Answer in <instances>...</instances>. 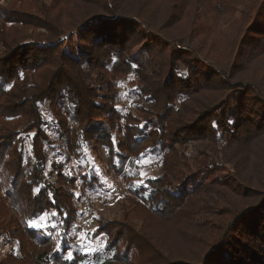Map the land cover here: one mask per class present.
<instances>
[{"label":"trees","instance_id":"1","mask_svg":"<svg viewBox=\"0 0 264 264\" xmlns=\"http://www.w3.org/2000/svg\"><path fill=\"white\" fill-rule=\"evenodd\" d=\"M171 27L182 31L170 36ZM27 28L44 31L28 33ZM211 32L216 50L213 73L202 74L190 63L193 58L184 62L186 76L174 71L170 61L167 76L171 73L165 79L158 75L150 79L142 71L160 67L164 61L162 51L154 47L161 39L174 41L177 52L184 53L199 47L194 39L204 43ZM74 35L81 43L76 50L79 59L67 50ZM192 51L208 59L201 48ZM91 69L107 78L100 82L106 93L96 92L94 88L101 87L85 82V71ZM116 72L134 73L149 81L145 86L137 84L141 92L129 90L138 97L133 106L141 104L145 109L139 106V115L123 117V125L119 123L122 116L114 110L111 82L117 78ZM10 81L18 82L11 86ZM59 85L68 89L66 100H61L62 110L72 113L66 119L69 115L74 122L80 118L91 121L99 116L110 122L115 139L96 125L85 133L117 159L119 163L112 165L115 171L122 172L120 166L128 162V152L132 158L148 155L157 159L161 173L143 177L134 187L138 191L135 204L146 213L143 223L152 221L162 230L170 229L187 254L202 264H264V0H2L0 151L14 141L12 136L20 125L17 116L24 115L32 126L48 116V109L38 107L37 102L43 104L38 91L50 90L51 95L59 92ZM34 89L36 93L30 96L14 92ZM182 95V103L175 108L171 101ZM150 109H161L163 114L146 117ZM56 127H62L63 133L70 131L64 121L56 122ZM188 142L205 149L195 156L198 161L194 153L184 150ZM40 152L36 151V159ZM214 153L220 154L218 159H213ZM194 162L198 163L195 168ZM225 165L231 176L218 174ZM251 169L256 178L246 175ZM34 170L24 183L28 187L36 177L38 169ZM14 180L0 171V264H23L20 257L25 256L20 241L10 235L16 222L12 214L17 210L10 193ZM224 189L228 190L225 194ZM41 195V199L30 197L35 209L31 206L25 219L22 216L31 236L36 229L28 222L52 207L48 197L64 209L71 206V201L69 205L65 201L71 195L60 193L55 186L50 185ZM201 200L206 204H196ZM112 224L102 226L109 246L115 249L111 258H117L120 242L113 239L122 234L125 243L141 248L145 264H179L182 255L168 259L156 246L160 242L149 243L141 228ZM156 252L161 254L157 258ZM42 253L47 257V250ZM53 260L62 264L56 254ZM181 262L194 264L190 259Z\"/></svg>","mask_w":264,"mask_h":264},{"label":"rangeland","instance_id":"2","mask_svg":"<svg viewBox=\"0 0 264 264\" xmlns=\"http://www.w3.org/2000/svg\"><path fill=\"white\" fill-rule=\"evenodd\" d=\"M169 29L173 31L170 33V36L174 34L178 35L182 31V29L177 27H171ZM43 31L44 29L42 28L35 31L27 28L28 33H42ZM247 35H249L248 31ZM213 37L214 33L211 32L208 33V36L206 35L204 43L200 44L195 39L192 41L199 45V47L195 45L196 48H201L202 52H206L207 60L197 56L192 51L193 49L195 50L194 46H192L193 48L183 50L185 51L184 53H178V45L174 41L161 39L160 45H154V47L155 50L159 48L162 51L161 54L165 58L164 61L160 67L154 66L151 69L145 68L142 71L148 72L151 77L150 79H153L154 75H158L157 77L160 79H165L171 73L170 70L167 76L169 68L167 61H170L171 66H174V71L180 70L186 76L188 72L186 71L187 67L184 62L187 59L199 57V60L196 61L191 59L190 63L192 61L195 64L192 65L202 74L207 75L213 73L214 66L212 63L216 56V50L212 42ZM72 40L71 48L67 50L72 52V56L79 59V53L76 50H78L81 43L76 40L75 35ZM140 51L144 53L142 55H146L143 50ZM238 61L240 62L239 59ZM52 69L53 67L50 70L51 72ZM85 74H88L85 82L90 87H101L94 88L96 92H107L105 86L100 85L101 80H106L107 78L96 75L93 69L85 71ZM115 75H117V78L111 82V86L115 90V100L113 99V102L115 101L114 110L119 114V117L122 116L119 123L123 125L125 122L122 120L123 117L139 115L136 110L141 105L133 106L134 103L138 102V97L129 93V90H134L136 93L141 92L137 84L139 83L145 86V83L149 81H143L134 73L121 74L116 72ZM156 76L155 79H157ZM27 80L30 81V78L27 77ZM16 82L18 81H10V85L13 86ZM160 82L162 83V81ZM58 89V93L51 95L49 94L50 90L46 91L43 89L42 92L38 91L37 97L40 98L39 101L43 102V104L37 102L38 107L44 106L45 109H48L46 111L48 116L41 117L40 123H34L33 126L24 115L17 116L16 119L21 126L18 125V127L16 126L17 128L15 127L16 132L12 136V138L15 137L14 141L10 148L0 151V171H6L9 178H15L14 189L10 193L12 195L13 205L17 209L14 210L16 215L14 213L12 214L16 222L12 226V232H9L11 233V237H14L13 239L16 241L19 240L21 243L26 256L22 253V257H20L22 259L21 262L23 264H55L56 262L53 260V256L56 254L58 261L62 264H100L101 260L105 259L107 261L109 260V264H145L140 252L141 248H134L125 243L123 238H121L122 234L114 239L111 235V239L120 241L119 245H117V258H111L115 249L109 246V240H107L105 233L102 232V226L104 227L106 223L109 226H112V223H117V225H128L127 223H130L135 229H142V232L148 236L149 243L153 242L156 244L160 242L156 246L166 253L165 255H167L168 259H176L179 255H182L177 261L179 264L182 263L181 261H186L187 259H190L194 264H202L198 262V259H193L194 257L191 254H187L186 249L182 247L181 243L172 237L169 232L170 229L164 228L165 230H162L152 221L150 223H143L146 213L142 209L143 207L135 204L138 198V191L134 187L142 182L143 177H153L161 173L157 159L148 155L132 158L133 156H130L128 152L126 154L129 155L127 157L128 162H124L120 166L122 172L118 173L115 171L112 165L114 161L119 163L117 159L112 156V153L109 154L102 145H97L96 142L89 140L85 133L87 129H91L96 125L105 128L111 137L114 138V132L110 130V122L104 117L99 116L91 121L82 120L81 118L80 121H72L69 116H72V113L62 110V102L66 100L65 95L68 89L62 87V85H59ZM14 92L19 95L30 96L36 93V90L27 92L14 90ZM144 92L147 94L146 91ZM63 95L64 98H62ZM182 99L183 95L182 98L173 99L171 101L172 105L175 108L180 106L179 104L182 103ZM140 109H145V106H140ZM156 112L161 113V115L163 114L161 109L158 111L150 109L144 115L150 117L154 116ZM66 114H69L67 119L65 117ZM58 121H61V123L62 121L66 122L70 131L63 133L61 130L62 127L58 129L56 127V122ZM48 124H51V126ZM184 147L186 152L195 154L193 155L194 158L198 156L200 151L205 150L199 143L188 142L185 143ZM36 151H41L37 159ZM20 152L21 155L18 157V153L20 154ZM219 156L220 154L214 153L213 159H218L217 157ZM195 159L198 161L199 158ZM39 161H42L41 165H34L37 162L39 163ZM193 164L194 168L198 166L196 162ZM34 169H38L35 172L36 177L31 178V183L28 187L24 183H27L26 181H28L29 175L35 171ZM142 173L143 175H141ZM218 174L224 177L231 176L228 172L227 165L221 167ZM248 174L252 178L257 177L255 171H252V169L249 172L246 171V175ZM262 176H264V173ZM50 185L57 187L60 193L66 192L70 194L71 197L65 201H69L68 205L71 201V206L64 209L61 207L59 201L53 203L52 196L48 197L52 203V207L46 208L42 212L46 211L51 214L55 211L58 213V215L52 218V221L56 224V228L46 229L44 232L36 229L33 232L34 235L31 236L27 233L23 220V217L25 219L27 214H29L30 207H35L34 201L30 197L34 196V190L37 188L43 189L42 193L44 194ZM59 185L61 190L58 188ZM227 192L228 190L224 189V194ZM41 196L43 195H40L36 199H41ZM206 197L209 199V193L206 194ZM210 203H207V207ZM196 204L205 205L206 203L204 200H201L196 202ZM42 207H44V202L42 203ZM42 212H38L39 214L36 219L28 222V225L33 221L43 223V221L37 220ZM146 231H148V234ZM34 238L41 240V243H36ZM43 241L47 244H42ZM58 244L61 245V248L57 252L56 248ZM85 248L88 249L87 253L84 251ZM46 250L48 253V255L46 254L47 257L42 253V251ZM69 252L74 257L71 260L66 259ZM152 253L148 252L150 255ZM159 255L161 254L156 252L155 257L157 258ZM126 258L129 259L126 260ZM152 258H154V255ZM216 264L218 263L216 262Z\"/></svg>","mask_w":264,"mask_h":264},{"label":"snow or ice","instance_id":"3","mask_svg":"<svg viewBox=\"0 0 264 264\" xmlns=\"http://www.w3.org/2000/svg\"><path fill=\"white\" fill-rule=\"evenodd\" d=\"M133 67L135 68L136 66L133 65ZM141 127H143V125ZM141 175H143V173ZM42 191H43V189H41V188H37V189L34 190V200L41 195ZM56 215H58V213L55 212V211L52 212L51 214H49L46 211H44L37 218L38 221H43V223H40V222H37V221H33L29 226L30 227H33L35 229H39L42 232H44L46 229H50V228L51 229H55L56 228V224H55L54 221H52V218L55 217ZM85 239H87V237H85ZM60 248H61V245L58 244L57 245V248H56V251L58 252L60 250ZM84 251H85V253H87L88 252V249L85 248ZM73 258L74 257L69 252L68 255H67V257H66V259L71 260Z\"/></svg>","mask_w":264,"mask_h":264}]
</instances>
